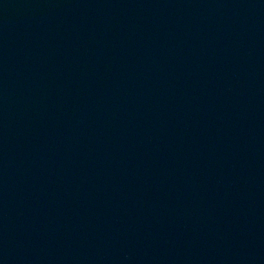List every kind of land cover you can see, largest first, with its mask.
Segmentation results:
<instances>
[{"label": "water", "instance_id": "obj_1", "mask_svg": "<svg viewBox=\"0 0 264 264\" xmlns=\"http://www.w3.org/2000/svg\"><path fill=\"white\" fill-rule=\"evenodd\" d=\"M0 264H264V0H0Z\"/></svg>", "mask_w": 264, "mask_h": 264}]
</instances>
